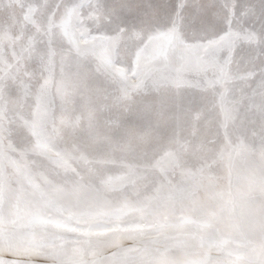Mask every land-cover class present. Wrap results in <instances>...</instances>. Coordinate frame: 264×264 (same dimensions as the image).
I'll use <instances>...</instances> for the list:
<instances>
[{
	"label": "snow or ice",
	"instance_id": "obj_1",
	"mask_svg": "<svg viewBox=\"0 0 264 264\" xmlns=\"http://www.w3.org/2000/svg\"><path fill=\"white\" fill-rule=\"evenodd\" d=\"M34 11L0 57V264H264V0Z\"/></svg>",
	"mask_w": 264,
	"mask_h": 264
},
{
	"label": "rangeland",
	"instance_id": "obj_2",
	"mask_svg": "<svg viewBox=\"0 0 264 264\" xmlns=\"http://www.w3.org/2000/svg\"><path fill=\"white\" fill-rule=\"evenodd\" d=\"M237 2L243 3L244 0ZM39 3L40 0H0V57L11 61L13 52L18 51L30 40L38 22V13L34 10ZM250 127L259 131V122ZM19 134L21 137L27 136L28 129L21 126ZM242 188L246 190L247 185H242Z\"/></svg>",
	"mask_w": 264,
	"mask_h": 264
}]
</instances>
